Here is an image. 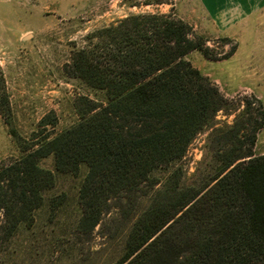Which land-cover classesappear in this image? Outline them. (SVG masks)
I'll use <instances>...</instances> for the list:
<instances>
[{
    "label": "trees",
    "instance_id": "16d2710c",
    "mask_svg": "<svg viewBox=\"0 0 264 264\" xmlns=\"http://www.w3.org/2000/svg\"><path fill=\"white\" fill-rule=\"evenodd\" d=\"M209 40L172 12L131 14L91 32L65 70L104 99L80 96L79 120L54 136L24 137L0 102L21 152L0 161V264L42 213L60 218L73 206L55 193L65 176L81 180L76 233L100 225L111 241L122 235L112 264H264V154L254 152L264 103L253 93L229 98L193 65V51L223 60L238 48L218 53ZM241 103L232 123H218L220 111ZM209 129L215 166L191 184L183 159ZM48 158L52 169L42 165Z\"/></svg>",
    "mask_w": 264,
    "mask_h": 264
},
{
    "label": "rangeland",
    "instance_id": "374dc122",
    "mask_svg": "<svg viewBox=\"0 0 264 264\" xmlns=\"http://www.w3.org/2000/svg\"><path fill=\"white\" fill-rule=\"evenodd\" d=\"M169 12L210 39L207 44L215 52L227 53L238 43L236 52L223 60H209L199 51H193L189 59L229 98L253 93L264 103V19L253 21L241 39H234L233 30L228 37L212 28L200 0H0V102L10 109L7 119L27 138L34 133L54 136L70 128L79 120L76 103L80 96L104 99L102 93L67 74L65 66L72 51L81 47L91 32L128 15ZM225 37L232 43L226 44ZM243 104L220 111L218 123H232ZM48 116L57 119L55 126L41 125ZM8 129L0 114V161L21 155ZM210 131L195 137L183 159L185 178L191 184L202 182L215 166L207 146ZM254 150L257 155L264 154V129L258 133ZM42 165L52 169L53 160L45 159ZM80 182L77 177H59L55 193H68L73 206L60 218L50 220L48 213H42L33 232L17 237L4 264L114 262L122 235L111 241L107 229L100 225L89 234L75 231L73 212ZM115 213L113 209L110 215ZM109 216L104 222L114 226Z\"/></svg>",
    "mask_w": 264,
    "mask_h": 264
},
{
    "label": "crops",
    "instance_id": "0c3cea01",
    "mask_svg": "<svg viewBox=\"0 0 264 264\" xmlns=\"http://www.w3.org/2000/svg\"><path fill=\"white\" fill-rule=\"evenodd\" d=\"M200 4L212 28L228 37L233 30L234 39H241L253 21L264 19V0H200Z\"/></svg>",
    "mask_w": 264,
    "mask_h": 264
}]
</instances>
